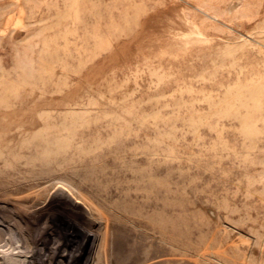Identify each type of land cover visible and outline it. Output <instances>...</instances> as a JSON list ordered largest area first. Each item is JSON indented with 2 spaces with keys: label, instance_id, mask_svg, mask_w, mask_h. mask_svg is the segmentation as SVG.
<instances>
[{
  "label": "rangeland",
  "instance_id": "rangeland-1",
  "mask_svg": "<svg viewBox=\"0 0 264 264\" xmlns=\"http://www.w3.org/2000/svg\"><path fill=\"white\" fill-rule=\"evenodd\" d=\"M20 254L264 264V0H0V264Z\"/></svg>",
  "mask_w": 264,
  "mask_h": 264
},
{
  "label": "bare ground",
  "instance_id": "bare-ground-1",
  "mask_svg": "<svg viewBox=\"0 0 264 264\" xmlns=\"http://www.w3.org/2000/svg\"><path fill=\"white\" fill-rule=\"evenodd\" d=\"M27 206H28V205H27ZM9 227H10V226H9ZM9 229L11 230V228H9ZM5 230H6V229H5ZM5 230H4V231H5ZM13 232H14V231H12V233H13ZM5 233H6V232H5ZM12 233H11V234H12ZM15 233H16V232H15ZM7 234L10 235L9 232H8ZM8 235H7V237H9ZM12 236H13V235H11V237H12ZM5 240H6V239H5ZM13 240H14V239H13ZM17 240H18V239H17ZM20 241H21V240H20ZM6 242H7V240H6ZM12 243H13V242H12ZM14 243H15V241H14ZM18 245H19V244H18ZM20 245H21V244H20ZM22 250H23V249H22ZM20 251H21V250H20ZM18 252H19V250H18ZM18 252H17V253H18ZM15 253H16V252H15ZM22 255H24L23 258L21 257ZM8 256L10 257V255H8ZM25 256H28V255H27V254H20V256H18L17 258H16V257H13V259H8V260L6 259L3 263H4V264H22V263H23V264H33V259H34V258H33V259H29L30 256L27 257V258H25ZM91 259H92V258H91Z\"/></svg>",
  "mask_w": 264,
  "mask_h": 264
}]
</instances>
